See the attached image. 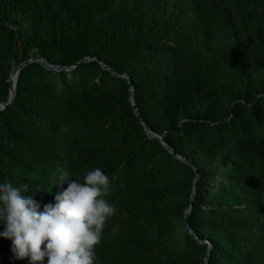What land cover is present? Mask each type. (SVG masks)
Segmentation results:
<instances>
[{"label": "trees", "instance_id": "16d2710c", "mask_svg": "<svg viewBox=\"0 0 264 264\" xmlns=\"http://www.w3.org/2000/svg\"><path fill=\"white\" fill-rule=\"evenodd\" d=\"M35 57L68 69H19L0 183L42 211L58 167L102 169L95 264H264V0H0V103ZM0 264L31 261L0 237Z\"/></svg>", "mask_w": 264, "mask_h": 264}, {"label": "clouds", "instance_id": "9594fccd", "mask_svg": "<svg viewBox=\"0 0 264 264\" xmlns=\"http://www.w3.org/2000/svg\"><path fill=\"white\" fill-rule=\"evenodd\" d=\"M261 94L257 95V99ZM53 185L67 187L55 196V204L40 205L10 182L0 183V237L11 241L16 259L31 264H95L96 246L106 222L116 213L104 197L109 177L100 168L88 171L83 183L65 168L56 169Z\"/></svg>", "mask_w": 264, "mask_h": 264}, {"label": "water", "instance_id": "95a60500", "mask_svg": "<svg viewBox=\"0 0 264 264\" xmlns=\"http://www.w3.org/2000/svg\"><path fill=\"white\" fill-rule=\"evenodd\" d=\"M93 59H96L95 57H92ZM87 59H90V57H85L84 59H82L81 61H84V60H87ZM33 60H38V61H40L44 66H46V67H48V68H51V69H56V70H59V69H61V68H64V69H68V67H61V66H58V65H51V64H49L43 57H35V58H29V59H27V60H25V61H23V62H21V63H19V64H17L16 66H13L12 67V69H11V72H10V75H9V96H8V99H7V101L6 102H1L0 103V109L1 108H3V107H5V106H7V105H9L11 102H12V100H13V96H14V87H15V83H16V79H17V74H18V72H19V69L24 65V64H26V63H28V62H30V61H33ZM80 61V62H81ZM100 62V64L102 65V66H104L105 68H108L112 73H114V70L113 69H111V68H109V67H107L103 62H101V61H99ZM11 76H13L14 77V79H13V81H11ZM121 76H123V77H125L124 75H121ZM125 78H127V77H125ZM129 101H130V104L132 105V108H133V110H134V112H135V114H136V116L138 117V119L140 120V117H139V114H138V112H137V109H136V106H135V104H134V101H133V96H132V89L130 88V96H129ZM140 122H141V120H140ZM141 124L143 125V127H144V129H145V131H146V133L150 136V137H153V138H156L165 148H167L176 158H178V159H180V160H182V161H184V162H186V163H189L187 160H185L184 158H182L181 156H179L164 140H163V137L162 136H159V135H157V134H154V133H152V131L149 129V128H147L142 122H141ZM196 171V170H195ZM197 171H196V174H195V178L197 177ZM192 195H193V192H192ZM191 209V203L188 205V207L185 209V211H184V217H183V219H184V221H185V217H186V215H187V213L189 212V210ZM186 227H187V225H186ZM188 228V227H187ZM188 231L190 232V233H192L193 234V232L188 228ZM205 264H207V261H206V259H205Z\"/></svg>", "mask_w": 264, "mask_h": 264}, {"label": "bare ground", "instance_id": "6f19581e", "mask_svg": "<svg viewBox=\"0 0 264 264\" xmlns=\"http://www.w3.org/2000/svg\"><path fill=\"white\" fill-rule=\"evenodd\" d=\"M13 79H14V77H13V76H11V81H13Z\"/></svg>", "mask_w": 264, "mask_h": 264}]
</instances>
